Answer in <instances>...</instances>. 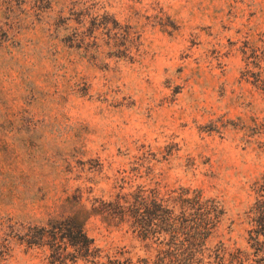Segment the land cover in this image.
<instances>
[{
    "label": "rangeland",
    "instance_id": "rangeland-1",
    "mask_svg": "<svg viewBox=\"0 0 264 264\" xmlns=\"http://www.w3.org/2000/svg\"><path fill=\"white\" fill-rule=\"evenodd\" d=\"M262 46L264 0H0V264L43 263L23 237L68 195L90 207L139 187L201 189L222 209L208 247L261 264L248 230ZM84 230L104 253L155 259L100 216Z\"/></svg>",
    "mask_w": 264,
    "mask_h": 264
},
{
    "label": "trees",
    "instance_id": "trees-1",
    "mask_svg": "<svg viewBox=\"0 0 264 264\" xmlns=\"http://www.w3.org/2000/svg\"><path fill=\"white\" fill-rule=\"evenodd\" d=\"M249 57L257 70L248 72L257 84L264 71V46L252 47ZM256 128L258 132L264 130V123H256ZM258 146L264 149V142ZM251 188L256 197L249 210L248 243L253 249L251 254L259 256L264 264V172ZM81 200V194L68 195L60 205V214L28 227L23 237L28 246L47 250L42 264H131L129 258L122 257L123 252L104 253L94 245V239L84 230L85 221L93 215L100 216L109 226L126 227L147 245L155 244L156 255L151 264H201L204 257L207 264H225L222 246L207 245L222 209L218 200L205 197L201 189L180 187L161 192L139 187L118 191L107 202L94 200L90 207ZM236 254L227 264H235ZM142 264H150L149 258L143 259Z\"/></svg>",
    "mask_w": 264,
    "mask_h": 264
}]
</instances>
